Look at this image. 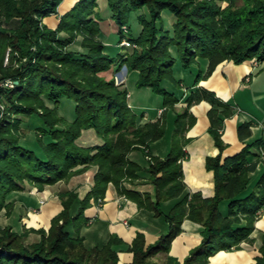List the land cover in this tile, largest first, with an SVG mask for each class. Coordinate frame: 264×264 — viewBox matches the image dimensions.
Returning a JSON list of instances; mask_svg holds the SVG:
<instances>
[{
  "label": "trees",
  "instance_id": "obj_1",
  "mask_svg": "<svg viewBox=\"0 0 264 264\" xmlns=\"http://www.w3.org/2000/svg\"><path fill=\"white\" fill-rule=\"evenodd\" d=\"M105 1L119 43L127 38L137 45L131 52L113 54L102 39L100 0H78L61 15L57 29L44 19L57 14L63 0H0V212L14 208L18 192L33 187L44 191L98 166L85 198L74 189L58 192L63 209L48 230L0 227V264H121L125 242L120 236L90 244L82 232L89 221L85 210L93 200L105 198L110 184L166 224V232L154 242L137 232L128 246L133 260L124 264H209L220 251L256 243L252 234L264 209V170L254 184L251 174L264 165V136L246 142L253 135L252 122L238 126L245 147L223 159L225 119L236 108L198 87L186 96L187 107L177 112L169 153L154 155L150 144L166 136L169 110L176 111L183 96L178 64L190 69L200 59L209 61L195 85L225 61H257L264 67V0ZM114 66L116 71L126 66L137 73L139 88L162 96L164 109L157 120L143 121V114L130 105L127 84L103 75ZM202 101L212 105L209 132L219 148L206 162L215 176L211 197L187 190L183 172L185 134L196 121L190 109ZM87 129H94L103 143L79 145ZM135 151L143 152L144 165L131 158ZM125 182L153 184L154 198L127 189ZM186 220L201 226L202 237L181 260L172 248ZM31 232L41 238L28 244ZM252 264H264V233Z\"/></svg>",
  "mask_w": 264,
  "mask_h": 264
},
{
  "label": "crops",
  "instance_id": "obj_2",
  "mask_svg": "<svg viewBox=\"0 0 264 264\" xmlns=\"http://www.w3.org/2000/svg\"><path fill=\"white\" fill-rule=\"evenodd\" d=\"M77 1L64 0L59 6L58 13L45 18V23L51 28H57L62 17L61 15L70 11ZM106 17L112 21L110 12H108ZM113 31L118 34V30L115 27L112 28ZM110 38L102 36L104 42L110 47L111 52L113 54L119 51L123 52L121 49L123 46L119 43L120 38L116 41ZM124 52H128L127 49ZM116 68L114 66L112 72ZM208 68L209 61L207 59H200L190 69H183L180 64L176 66V77L180 81V88L182 93H184L180 102L176 105V111L169 110V124L172 129L171 133H173L176 126L175 119L177 112L187 107L185 98L192 90L202 87L214 92L221 100L231 103L236 108V113L232 117L225 119L224 134H222V139L226 143L223 159H227V157L239 153L246 145L245 142L240 140L238 135V126L241 122H252L253 124V135L246 142H252L264 136V67L263 65H255L254 62L236 64L233 61H225L216 67L210 77L201 80L198 85H195L198 73L200 71L206 73ZM123 76H126L125 84L127 82L136 83L137 73H129L127 69ZM167 87L174 89L172 84H167ZM143 90L146 93H152L151 95L155 94H153L150 88ZM128 96L132 108L139 114H143V121H154L161 116L164 109L163 102L155 108L143 103L141 99L133 101L131 91ZM159 98H162V96ZM211 106L208 101H202L191 107L190 111L195 116L196 121L185 134L189 141L185 146L187 157L183 161V172L188 187L187 190L191 192L201 191L205 197H211L215 194V176L213 175V171L207 169V158L219 154V148L216 145L215 139L209 132L211 124L208 111ZM138 109L141 111H138ZM161 140L151 143L150 150L154 155L163 157V155L166 156L170 151V140L168 139L164 147L160 145ZM77 142L79 145L89 148L101 145L103 140L94 129H87L83 131ZM254 150L257 151V148L255 147ZM263 170L264 165L260 164L256 172L251 174L252 184L257 181ZM97 171L98 166H89L85 172L73 176L68 183L62 181L54 186H48L44 191H39L37 188H28L27 191L15 194L13 197L14 209L20 215L12 218L14 228L21 232L24 227L45 228L48 230L51 226L52 218L63 209L61 199L58 196L60 188L74 189L79 198L83 199L91 191L94 185L93 179ZM125 187L142 193H150L154 198L155 190L154 185L151 183L125 182ZM105 193L103 205L99 206L98 202L93 200L91 207L85 210L84 216L89 221L83 226L82 232L86 235L87 242L90 244L106 242L109 240L111 234H117L125 242L124 246L120 247L121 264L132 262L134 254L128 250V246L133 243L137 232H144L148 241L154 242L160 235L166 232V224L161 218H153L142 212L137 202L120 195L114 184H110ZM42 200L45 201L43 205H41ZM221 207L223 211H226L227 204L224 203ZM37 209L39 211L35 212ZM23 210L24 213L22 214ZM16 220L21 224L19 228L15 226ZM256 228L252 234L253 238L256 239V243L252 245L244 242L241 250H236L231 254L235 255L237 264H252L255 254H258L256 251L262 244V234L264 233V209L257 220ZM201 231L202 228L199 224L186 220L183 224L182 234L173 243L172 254L183 260L189 253V250L201 240ZM40 238L38 233L31 232L26 237V243L32 244L38 242ZM220 255L230 254L225 251L219 252L217 256L215 255L211 258L209 264H212Z\"/></svg>",
  "mask_w": 264,
  "mask_h": 264
},
{
  "label": "rangeland",
  "instance_id": "obj_3",
  "mask_svg": "<svg viewBox=\"0 0 264 264\" xmlns=\"http://www.w3.org/2000/svg\"><path fill=\"white\" fill-rule=\"evenodd\" d=\"M100 1H101V6L99 7L98 10L101 11V15L105 18V20L102 21L103 23H101L103 35L106 36V38L107 37H111L110 39H113V41H116L117 39H119V35L115 31L112 32V28L115 27V24H114L113 21H110L106 17L107 14H108V12L110 11L109 10V7L106 5V1L105 0H100ZM223 4H224V6H226V2L223 3ZM58 11H59V8H58ZM171 20H172V18H171ZM44 23H45V19H44ZM124 41H129V40L127 38L126 39L124 38L121 41L120 45L123 46V48H121L123 50V52L126 49H127L128 52H131L133 50V48H136L137 47V45L135 43L131 42V41L130 42L132 43V45L131 46H126V45L123 44ZM8 56H9V50L6 53L5 63L8 62V60H7ZM112 69L109 70V71H107V72H105L103 75H105L106 78H109V79L114 77L116 79V81H117V84L126 83V78H125L126 76L124 77L123 75L127 71V68L124 67L120 71H116V70L114 71L113 70V72H112ZM127 87L129 88V90L131 91V93L133 95V99H132L133 101H135V100L138 101L139 99H141V101H143V103H146L147 105H150V107H155V108H156V106L161 105L162 102H163V99L162 98H159L160 97L159 95H155L154 93H153L154 95H151L152 93H146V92H144L145 90H143V89H145V87L139 88L136 83L127 82ZM1 107L4 108L3 105ZM138 111H141V110L138 109ZM169 121H170V117L167 116V118H166V132H165V135L166 136H164V138L161 140L160 145L162 147H164L165 144H167L166 142L169 139L170 140V149H171V147H172L171 138H172L174 132L171 133L172 129L170 128V124H169L170 122ZM133 153L134 154H132L131 157L134 160H137L140 164L144 165V163H145V159L144 158L145 157L143 155V152L142 151H135ZM164 156L165 155H163V157ZM33 188L35 189L36 187H33ZM63 188H66V187H61L60 190L61 189L63 190ZM23 195H25V193H23ZM98 201L99 200H97V202ZM38 211H39V209L35 210V212H38ZM21 213L23 214L24 213V210ZM19 215H20V213L17 212L14 208L12 210H9V209L1 210V212H0V227H4V226H7V225L14 226V224L12 222V218L15 217V216H19ZM19 221H20V219H19ZM19 221L16 220V222H15L16 223L15 226L17 228H19L20 225H21ZM21 221H22V219H21ZM258 251H259V249L256 252L258 253ZM220 252H222V251H220ZM225 252L229 253L230 255H220L218 258H216L213 261L212 264H237V261H235L236 260L235 259V255H231L234 251H225ZM217 254H216V256H217ZM221 259H223L222 262H221Z\"/></svg>",
  "mask_w": 264,
  "mask_h": 264
},
{
  "label": "built area",
  "instance_id": "obj_4",
  "mask_svg": "<svg viewBox=\"0 0 264 264\" xmlns=\"http://www.w3.org/2000/svg\"><path fill=\"white\" fill-rule=\"evenodd\" d=\"M125 29H126V27H125ZM123 44L126 45V46H131L132 45V43L130 41H124ZM7 60H8V58H7ZM254 64L257 65V61H254ZM7 84L12 86V82L11 81H8ZM44 203H45L44 200H42L41 201V205H43ZM103 203H104V199H99V201H98L99 206L103 205Z\"/></svg>",
  "mask_w": 264,
  "mask_h": 264
}]
</instances>
